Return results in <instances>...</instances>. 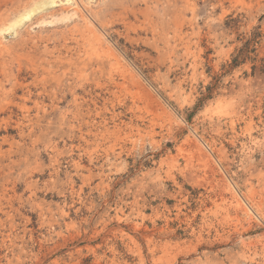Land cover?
Returning <instances> with one entry per match:
<instances>
[{
	"label": "rangeland",
	"instance_id": "rangeland-1",
	"mask_svg": "<svg viewBox=\"0 0 264 264\" xmlns=\"http://www.w3.org/2000/svg\"><path fill=\"white\" fill-rule=\"evenodd\" d=\"M1 37L0 264H264V0H59Z\"/></svg>",
	"mask_w": 264,
	"mask_h": 264
},
{
	"label": "bare ground",
	"instance_id": "bare-ground-1",
	"mask_svg": "<svg viewBox=\"0 0 264 264\" xmlns=\"http://www.w3.org/2000/svg\"><path fill=\"white\" fill-rule=\"evenodd\" d=\"M57 1H59V0H31L29 3H27V5H24L23 7L15 10L12 14L6 16L5 19L0 21V42L2 41L1 36H3L4 34L10 32V31L17 30L23 23L29 21L32 16L40 13L41 11H44L47 8L54 6V4H56ZM66 1H68V0H66ZM75 14L76 13L72 11V13L68 12L65 14L62 13V15H60V16H56V17L52 16L53 19H51V18L50 19L52 21H61V20L67 21L70 18H72ZM45 19H46V17H45ZM42 21H44V20H42ZM52 21H50V22H52Z\"/></svg>",
	"mask_w": 264,
	"mask_h": 264
}]
</instances>
